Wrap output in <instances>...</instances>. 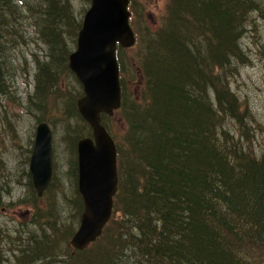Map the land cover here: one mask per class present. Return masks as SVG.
Here are the masks:
<instances>
[{
	"label": "trees",
	"instance_id": "1",
	"mask_svg": "<svg viewBox=\"0 0 264 264\" xmlns=\"http://www.w3.org/2000/svg\"><path fill=\"white\" fill-rule=\"evenodd\" d=\"M137 2L129 0L135 43L116 50L121 103L112 116L124 124L117 137L106 122L111 116L101 114L116 146L118 183L111 217L83 249L71 246L78 227L72 222L79 224L83 210L76 189V144L90 135L76 111L83 92L74 79L68 113L78 121L63 124L62 136L65 172L74 191L71 225L56 222L61 218L57 212L54 224L49 221L51 211L37 203L25 168L26 191L17 203L33 207L37 218L46 217L39 223L35 217L39 231L22 239L15 253L9 248L10 257L14 264H264V151L253 152L249 132L257 123L229 85L251 62L243 39L255 17L264 20V0H162L155 17L150 11L145 15ZM83 13L75 18L69 0H0V95L19 99L10 92L16 76L11 54L16 41L27 42L32 27L46 47V59L38 67L35 61L33 97L38 101L32 104L27 95L24 106L36 123L46 121L52 134L53 119L37 114L69 72L68 56L76 47ZM54 155L53 143L52 179L39 198L58 200L55 182L61 179ZM2 162L0 178L5 176ZM3 184L5 179L0 190ZM1 241L0 254L5 252Z\"/></svg>",
	"mask_w": 264,
	"mask_h": 264
},
{
	"label": "rangeland",
	"instance_id": "2",
	"mask_svg": "<svg viewBox=\"0 0 264 264\" xmlns=\"http://www.w3.org/2000/svg\"><path fill=\"white\" fill-rule=\"evenodd\" d=\"M69 1L73 6L75 18L80 17L83 9L89 5L88 0ZM137 1L136 5H139L142 8L141 10H145V15L150 11L153 17H155V13L160 11L162 6V0H153L155 4L147 0H141L143 3L139 0ZM146 20L150 23L149 18H146ZM36 33L34 28H28L27 42L22 43L16 41L14 47L15 53L11 54L12 73H15L16 76L14 81H11L13 87H10V92L13 93L14 91L17 98H19L18 101L16 99L8 100L0 95V159L5 166V176L0 178V182L2 179H5L3 187L5 189L10 187L11 189H9L8 193L3 188L0 190L3 197L0 202L2 203L0 205V234L2 241H0L3 250H5L8 256L3 251L4 254H0V264H14L13 257H10L8 249L13 248L12 251L15 253L22 239L26 240L29 233L31 234L39 229L38 225L34 224L35 217L37 223H39L40 221L38 220H40L41 216H45L42 213L40 218H37L38 213L33 207L17 203L26 191L23 185L25 179L22 173L25 168L28 169L32 134L37 124L24 106L27 101L24 98L27 95L28 97L35 95L33 93L36 85V59H38L36 67L46 59V47L40 41V35ZM243 44L249 53L251 62L247 66L238 68L239 72H237L235 77L229 79V85L239 97L241 103H245L246 107H248L250 114L253 115L257 123L256 125L250 126L249 134H251L250 139H252L251 148L253 152L260 153L264 151V20L262 18L255 17L251 28L247 32V36L243 39ZM74 79L75 77L70 70L62 74L59 80L61 85L60 89L56 94L49 96L47 105L43 107L44 109L38 111L37 114L38 118L43 120L49 121V119H53L55 124V126H52L54 130V158L56 156V160H54L55 168L59 172L61 179V181L57 180L55 182V187L58 190L55 198L58 200L46 195L43 198L38 197L37 203L42 207L47 206L48 210L51 211V213L48 214L47 212V214L49 215V221H52L53 224L56 218V212L59 213L61 218L56 222H60V225L70 224V215L72 216L74 212V206L71 205L74 197V191L72 189L73 183L70 178L67 179L65 172L68 168L66 162L67 150L65 148L66 143L62 138L63 124L73 125L78 121L74 113H68V101L75 98L74 94L77 87ZM37 101L36 97L31 99L32 104ZM58 118L60 121H57ZM106 122L111 127L115 137L124 128L123 121L116 115L108 117ZM249 122L250 120L247 119L246 123ZM49 199L55 201L54 206L49 202ZM59 204H61V210L58 209ZM72 223H74L76 229L78 221L76 220ZM51 227L47 228V232H49ZM14 233L16 236L12 238L11 236ZM3 241L10 242V245L7 247L4 246Z\"/></svg>",
	"mask_w": 264,
	"mask_h": 264
},
{
	"label": "water",
	"instance_id": "3",
	"mask_svg": "<svg viewBox=\"0 0 264 264\" xmlns=\"http://www.w3.org/2000/svg\"><path fill=\"white\" fill-rule=\"evenodd\" d=\"M128 0H90L82 22L75 50L69 55L68 67L80 82L83 95L77 100V110L88 123L92 137L77 141V188L83 201L79 224L71 240L83 247L104 228L112 212L117 190L115 144L100 123V113L111 115L120 105L117 44H134L129 24ZM51 131L46 122L35 128L29 160L32 185L37 195L46 189L52 171Z\"/></svg>",
	"mask_w": 264,
	"mask_h": 264
},
{
	"label": "bare ground",
	"instance_id": "4",
	"mask_svg": "<svg viewBox=\"0 0 264 264\" xmlns=\"http://www.w3.org/2000/svg\"><path fill=\"white\" fill-rule=\"evenodd\" d=\"M129 1V0H128ZM176 4V3H175ZM88 8H89V6L87 7V9L85 10V12H84V14H83V17H82V21H81V23L84 21V19H85V17H86V15H87V12H88ZM12 23V22H11ZM2 24V23H1ZM9 31H11V30H9ZM12 32V31H11ZM78 37V36H77ZM134 38H135V40H136V37L134 36ZM76 40H77V38H76ZM134 43H135V41H134ZM134 45V44H133ZM132 45V46H133ZM121 47L119 44H117V46H116V50H117V47ZM132 46H129V47H132ZM129 47H122V48H129ZM75 50V49H74ZM73 50V51H74ZM116 50H115V56H116ZM72 51V52H73ZM71 52V53H72ZM70 53V54H71ZM69 54V55H70ZM68 61H69V56H68ZM116 61H117V57H116ZM117 66H118V62H117ZM71 71V70H70ZM72 72V71H71ZM118 72H119V66H118ZM73 73V72H72ZM74 74V73H73ZM74 76H75V74H74ZM76 77V76H75ZM119 88H120V85H119ZM121 89V88H120ZM83 95V94H82ZM81 95V96H82ZM80 96V97H81ZM79 97V98H80ZM78 98V99H79ZM120 103H121V90H120ZM119 107H120V105H119ZM118 107V108H119ZM117 108V109H118ZM117 109H114L113 110V112H112V114L111 115H108V114H106L105 112H101L100 113V123H101V114H106L107 116H112L113 114H114V112L117 110ZM36 110V109H35ZM84 120V119H83ZM85 121V120H84ZM40 122H46V121H40ZM40 122H38V123H40ZM86 122V121H85ZM37 123V124H38ZM47 123V122H46ZM87 123V122H86ZM36 124V125H37ZM48 124V123H47ZM88 124V123H87ZM48 126H49V124H48ZM89 126V125H88ZM49 128H50V131H51V150H50V155L52 156V170H53V134H52V129H51V127L49 126ZM239 135V134H238ZM65 153V152H64ZM28 171H29V166H28ZM29 173H30V171H29ZM185 173V172H184ZM30 177H31V173H30ZM51 179H52V171H51V178H50V181H51ZM50 181H49V183H50ZM77 181H78V178H77ZM31 182H32V178H31ZM151 182V181H150ZM181 188V187H180ZM168 196V195H167ZM163 219V218H162ZM178 228V227H177ZM101 232H102V230L100 231V233L98 234V235H96L95 237H94V239L93 240H90L87 244H85L83 247H78V246H75V245H73V243H71V240H72V238H73V236H74V234L72 235V237H71V239H70V244H71V246L72 247H74L75 249H83L86 245H88L90 242H92V241H94L100 234H101ZM128 237V236H127ZM55 238H57V237H55ZM146 243V242H145ZM140 247V246H139ZM126 254V253H125ZM203 259V258H202ZM175 261V260H174ZM167 262V261H166ZM200 264V263H199Z\"/></svg>",
	"mask_w": 264,
	"mask_h": 264
}]
</instances>
